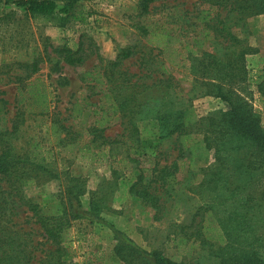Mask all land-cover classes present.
<instances>
[{
    "label": "rangeland",
    "instance_id": "rangeland-1",
    "mask_svg": "<svg viewBox=\"0 0 264 264\" xmlns=\"http://www.w3.org/2000/svg\"><path fill=\"white\" fill-rule=\"evenodd\" d=\"M57 1L60 6L65 2ZM141 1L82 0L73 8L67 25L57 26L31 18L17 0H0V99L4 100L0 131L12 130L19 113V128L5 133L3 139L24 160L34 151L37 158L48 159L18 164L19 176L15 174L12 181L0 173V196L7 200L2 223L25 232L34 264H39L50 244L19 191L39 202L44 214L60 213L64 203L68 207L72 203L70 210L81 214L71 219L64 231L69 251L66 258L71 264H127L115 252L119 241L115 230L143 248L159 250L175 260L214 264L218 260L215 253L196 250L193 257H187L180 253L185 248L178 250L176 244L183 226L201 219L204 204L215 205L221 224L230 231L238 228L248 240L259 239L254 248L264 256V176L257 175L252 184L244 183L250 178L240 164L246 150L233 153L230 172L228 164L218 159L215 147H205L203 130L195 129L183 137V150L177 133H170L181 109H188L194 121L203 118L209 124L211 118L227 110V102L211 93L208 78L190 72L191 47L186 41L165 49L135 26L140 22L154 27V22L169 17L168 25L177 28L179 34L184 32L187 40L200 1L157 0L149 14H139ZM248 24L249 41L259 47V52L247 60L254 80L264 75V14L250 17ZM64 45L81 48L85 60L68 64L55 51ZM125 47H132L133 54L114 67L118 78L112 85L102 72ZM216 49L222 46L208 42L193 48L192 53L201 55ZM35 59H40V67L34 73L25 64ZM95 69L101 81L89 82L91 76L85 73ZM38 84L47 92L44 113L32 98V85ZM121 84L126 89L120 91ZM242 86L244 89L236 85L234 90L259 110L264 129V104L255 82ZM135 89L140 91L138 107L127 101V109L104 126L102 133L109 142L102 143V137L92 142L90 126L104 110L111 112L107 95L111 91L122 93L120 98L125 100ZM76 103L82 105L79 118L75 117ZM131 110L135 111L134 120ZM142 171L141 185L159 196L161 219H156L153 206L131 192ZM218 171L221 176L231 175L210 181ZM205 179L208 181L202 185ZM239 223L243 228L252 223L254 230L245 234ZM0 234L13 237L8 230ZM231 251L228 244L224 245L226 255Z\"/></svg>",
    "mask_w": 264,
    "mask_h": 264
},
{
    "label": "trees",
    "instance_id": "trees-1",
    "mask_svg": "<svg viewBox=\"0 0 264 264\" xmlns=\"http://www.w3.org/2000/svg\"><path fill=\"white\" fill-rule=\"evenodd\" d=\"M82 0H65L60 6L57 0H17L16 4L19 8L33 19H43L53 25L66 26L73 8ZM157 0H142L140 3L139 14H149L151 12V4ZM201 6L198 7V14L194 16V28L190 38L185 40L184 32L179 34L177 28L168 25L169 17L161 22L152 24H143L136 22L135 26L143 35H150V40L167 49L174 42L186 41L189 48V59L191 63L189 70L196 76H203L209 79V84L214 95L221 97L227 102V110H223L218 118H211L209 124L204 122L203 118L193 120V116L188 109H181L179 115L175 117L170 133H177L180 140V150H183L184 140L195 129L204 131L205 147L211 149L215 147V153L218 155L220 162L231 170V156L233 153L242 152L244 155L240 159V164L244 168L245 173L250 177L244 183H253L256 176H264V129L261 123V115L253 105H250L240 93L234 90L238 85H250L255 82L257 90L260 92V100L264 104V75L259 74L257 78L252 80L248 67V56L259 52V47L253 45L249 41V24L248 19L254 15L264 14V0H198ZM1 12V11H0ZM222 12H225L224 14ZM191 19V17H190ZM167 23V24H166ZM247 36H244L245 34ZM208 42L221 45L222 49L205 50L201 55H193L192 50L195 47H204ZM59 54L63 55L64 60L71 65H77L85 60V54L81 52V48L73 49L68 45L55 48ZM133 54L132 47H125L119 52L116 60L111 61L106 66L102 75L108 77V80L114 85L117 72L114 69L119 65L120 60L130 57ZM40 59H35L31 64H25L35 73L39 70ZM110 64V65H109ZM89 82H99V71H87ZM170 83L168 82L167 85ZM117 86L119 85L116 84ZM117 86H113L116 88ZM135 86V85H134ZM134 86H132L134 89ZM32 98L39 107H43L41 112L44 113L47 102V92L39 87L33 86ZM120 91L126 89L124 85H120ZM139 92L137 89L127 93L126 98H120L121 94L110 92L108 101H110L111 112L104 110L101 118L96 119L95 123L90 126V132L93 133L91 141L94 142L97 137H102V143L109 141L102 133L104 126L113 116L124 112L127 101L132 103V107H138ZM109 93V92H108ZM4 100L0 99V114L4 110ZM75 117L79 118L82 105L75 104ZM135 111L131 110V120H134ZM17 116L16 125L12 130L0 131V173L9 177L18 175V164H30V162H46V157L37 158L33 152L30 158L22 159L15 151L13 146L6 142L3 137L8 131L16 132L19 128ZM209 119V118H208ZM196 127V128H195ZM202 132V131H200ZM203 133V132H202ZM35 148L38 144L34 145ZM251 146L255 149L252 150ZM239 150V151H238ZM182 155V154H180ZM238 159V158H237ZM227 163V164H226ZM224 168V167H223ZM220 167L221 170H224ZM226 168V169H227ZM230 172L226 174L230 176ZM256 173V174H255ZM16 174V175H15ZM223 175V173H222ZM224 175V176H226ZM19 176V175H18ZM218 171L214 174V178L210 181L216 182L219 177L224 179ZM21 178V177H20ZM144 173L138 176V180L132 185L131 192L139 196L146 204H150L156 209V219H161L162 205L159 196L153 194L146 186H143ZM208 180L205 179L202 185ZM228 180H226L227 182ZM27 182V180H26ZM20 186H16L19 188ZM21 190V187L19 188ZM20 199L27 206L28 210L36 217V221L43 230L46 241L49 242L50 248L40 258L39 264H71L66 256L69 251L64 244V231L69 227V222L73 218L81 216L70 210L72 203L66 205L60 213L44 214L43 208L39 202L24 197L21 191ZM2 195V191H0ZM78 199V197H77ZM228 200V199H227ZM226 200V201H227ZM253 201L254 199H250ZM6 198L0 196V233L1 231H9L13 237L7 238L0 234V264H34L33 250L31 243L25 238V232L19 229H13L7 224H3L4 213L6 208ZM79 201V199H78ZM252 208V205L248 203ZM202 211L201 219L191 225L183 226L180 234L176 237V244L185 249L180 251L182 255L193 257L196 250H208L217 255V262L214 264H264V256H262L254 244L258 241L247 239V237L238 230L229 228L221 224L219 218L220 212L215 205L204 204L200 207ZM241 226L239 223L238 227ZM243 228V226H241ZM252 223H248L243 228L244 233L253 231ZM119 241L115 246L116 254L127 264H190L184 261L175 260L159 250H148L135 242L131 237L124 236L121 230H115ZM228 244L232 248L229 255L224 252V245ZM190 261V260H189Z\"/></svg>",
    "mask_w": 264,
    "mask_h": 264
}]
</instances>
